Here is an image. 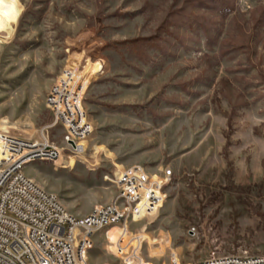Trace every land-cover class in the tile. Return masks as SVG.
<instances>
[{"label": "rangeland", "instance_id": "374dc122", "mask_svg": "<svg viewBox=\"0 0 264 264\" xmlns=\"http://www.w3.org/2000/svg\"><path fill=\"white\" fill-rule=\"evenodd\" d=\"M0 17L3 131L64 146L46 96L66 66L90 78L85 153L28 176L81 215L116 195L118 170L170 169L132 226L157 240L149 264L264 254V0H0ZM107 244L94 234L88 264H122Z\"/></svg>", "mask_w": 264, "mask_h": 264}, {"label": "built area", "instance_id": "2783aa9c", "mask_svg": "<svg viewBox=\"0 0 264 264\" xmlns=\"http://www.w3.org/2000/svg\"><path fill=\"white\" fill-rule=\"evenodd\" d=\"M89 84L80 67L66 66L46 96L53 126L64 129V146L47 135L34 139L0 130V264H88L94 234L104 231L108 241L112 226L120 228L115 257L122 264L150 262L143 253L144 235L132 226L162 204L172 170L153 174L138 165L118 170L111 180L118 186L116 195L84 216L71 213L56 193L24 171L29 164L59 160L66 149L77 154L79 144L94 133L85 107ZM170 264H264V254H212L183 262L172 253Z\"/></svg>", "mask_w": 264, "mask_h": 264}, {"label": "bare ground", "instance_id": "6f19581e", "mask_svg": "<svg viewBox=\"0 0 264 264\" xmlns=\"http://www.w3.org/2000/svg\"><path fill=\"white\" fill-rule=\"evenodd\" d=\"M6 25L4 24V21L0 17V38H3L5 36H2L1 33H6ZM8 126H0V130H7ZM100 147H96V149H99ZM86 151V142L83 141L79 144L78 147V153L83 154ZM72 164V163H71ZM74 164V163H73ZM119 234H120V228L118 226H112L108 229V235H109V240L108 244L106 246L107 250L111 251L114 253V255H117V242L119 239ZM150 237V236H149ZM145 240L149 239L147 235H144ZM150 244L157 242V240H152L149 239L148 241ZM152 249V248H151ZM157 254V251H153V255Z\"/></svg>", "mask_w": 264, "mask_h": 264}, {"label": "crops", "instance_id": "0c3cea01", "mask_svg": "<svg viewBox=\"0 0 264 264\" xmlns=\"http://www.w3.org/2000/svg\"><path fill=\"white\" fill-rule=\"evenodd\" d=\"M87 213H83V214H81L80 216H84V215H86Z\"/></svg>", "mask_w": 264, "mask_h": 264}]
</instances>
